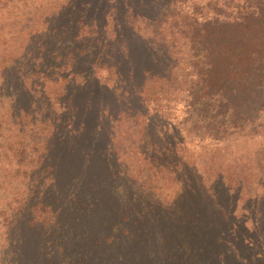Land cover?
Instances as JSON below:
<instances>
[{
    "label": "trees",
    "instance_id": "1",
    "mask_svg": "<svg viewBox=\"0 0 264 264\" xmlns=\"http://www.w3.org/2000/svg\"><path fill=\"white\" fill-rule=\"evenodd\" d=\"M42 19L0 69V264H247L187 152L264 133V0H60Z\"/></svg>",
    "mask_w": 264,
    "mask_h": 264
},
{
    "label": "rangeland",
    "instance_id": "2",
    "mask_svg": "<svg viewBox=\"0 0 264 264\" xmlns=\"http://www.w3.org/2000/svg\"><path fill=\"white\" fill-rule=\"evenodd\" d=\"M59 1L0 0V69L14 54L21 52L27 30L41 26L44 14ZM189 1L180 0V4L186 5ZM223 1L218 0L219 3ZM198 144L200 146L189 148L188 160L196 168L203 167L207 173L203 182L220 186L219 196L225 204L230 202L231 218L226 222H229V229L233 228L228 238L233 256L247 264H264V133L233 135L216 146L205 142ZM164 191L168 193L166 199L170 191ZM184 198L191 200L186 195ZM195 206L199 212L200 208ZM153 245V239L145 238L141 249L147 251ZM160 247L164 254L169 252L168 242L161 243Z\"/></svg>",
    "mask_w": 264,
    "mask_h": 264
}]
</instances>
